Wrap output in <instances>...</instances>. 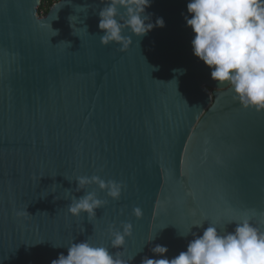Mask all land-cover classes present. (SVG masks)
Listing matches in <instances>:
<instances>
[{
  "label": "water",
  "instance_id": "1",
  "mask_svg": "<svg viewBox=\"0 0 264 264\" xmlns=\"http://www.w3.org/2000/svg\"><path fill=\"white\" fill-rule=\"evenodd\" d=\"M187 3L153 0L146 12L165 26L125 31L121 51L100 43V0H60L44 17L40 0H0V264H51L67 255L52 244L73 240L114 253L108 228L121 222L133 225L120 249L131 264L157 258V244L168 258L186 251L193 237L180 233L204 219L223 230L247 215L264 230V112L193 55ZM92 175L126 187L118 201L87 187L108 200L89 221L64 194L83 196L76 177Z\"/></svg>",
  "mask_w": 264,
  "mask_h": 264
},
{
  "label": "clouds",
  "instance_id": "2",
  "mask_svg": "<svg viewBox=\"0 0 264 264\" xmlns=\"http://www.w3.org/2000/svg\"><path fill=\"white\" fill-rule=\"evenodd\" d=\"M100 2L104 7L99 11L98 28L103 32L100 43L104 46L116 43L125 51L132 44L131 36L123 34L125 31L143 37L155 27L165 26L162 17H157L153 23V14L146 12L153 0ZM181 15L194 33L193 55L210 69L211 79L218 85L230 86L234 99L242 107L264 112V0H188L187 14ZM71 26L74 32L73 24ZM53 32L54 36L58 34V31ZM174 71L183 74L185 70ZM75 181V191L83 190L84 195L77 198L72 190L65 189L64 198L71 201L67 211L74 217L87 214L89 221L96 218V210L106 206L108 200L98 198L95 190L84 191L87 187L97 185L114 201L120 199L126 187L122 182L105 181L98 175L77 176ZM51 192L55 193V188ZM132 214L137 219L142 217L139 207L134 208ZM260 215L264 223V213ZM205 222H208L207 228H204ZM229 224L235 225L232 231H227ZM194 227L203 228L202 235L192 232ZM132 233L130 222H121L119 227L109 226L110 247L118 250L114 253L103 245L94 246L87 239L73 240L68 246L52 244L55 248L66 247L67 255L60 253L51 264H131L134 256L126 259L120 249H124L126 238ZM190 234L193 238L186 251L168 258V247L157 244L150 248L157 258L145 256L141 264H264V230L253 224L247 215L228 219L223 230L218 222L204 219L180 233L185 238ZM153 239L152 236L147 242L150 244Z\"/></svg>",
  "mask_w": 264,
  "mask_h": 264
},
{
  "label": "built area",
  "instance_id": "3",
  "mask_svg": "<svg viewBox=\"0 0 264 264\" xmlns=\"http://www.w3.org/2000/svg\"><path fill=\"white\" fill-rule=\"evenodd\" d=\"M59 1L60 0H40L36 15L38 17H44L47 12Z\"/></svg>",
  "mask_w": 264,
  "mask_h": 264
}]
</instances>
